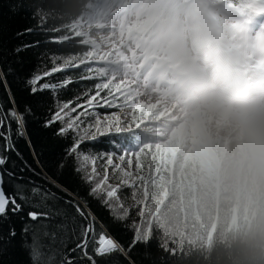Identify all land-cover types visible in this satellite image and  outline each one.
Returning a JSON list of instances; mask_svg holds the SVG:
<instances>
[{
    "label": "trees",
    "instance_id": "1",
    "mask_svg": "<svg viewBox=\"0 0 264 264\" xmlns=\"http://www.w3.org/2000/svg\"><path fill=\"white\" fill-rule=\"evenodd\" d=\"M107 1L0 0V111L6 113L15 107L24 113L26 106L31 109L30 114L25 113L24 137L16 138V124L11 122L13 142L23 159L15 151L3 153L4 141L0 137V154L9 156L8 163L0 169L2 172L3 168L16 171V175L24 179L15 182L28 188L32 186L28 182L34 181L51 189L61 198L55 207L67 209L76 214L80 223L86 224L88 221L76 213L75 205H78L84 216L93 221L97 238L101 233L112 238L118 245L117 250L105 256L96 255L93 249L98 244L90 242L88 251L96 264H233L231 249L222 242V237L235 226L233 213L217 204L209 207V213L204 216L201 213L204 207L190 199L189 188H186L189 194L183 199L177 195L178 190L172 189L165 201L158 203L160 193L153 190L156 185L150 180L151 149L149 146L140 147L144 137L118 129L104 130L110 124L99 117L113 116L124 104L116 97V91L105 75L107 64L86 59L96 45L78 32L77 24L83 17L103 10ZM213 1L218 6L243 14L252 4L251 0ZM18 48L21 51L18 52ZM35 76L42 77L35 85L37 89L45 83L56 85V88L38 90L33 94V85L28 81ZM90 101L94 107L88 105ZM64 104L69 105L63 109L64 120L45 127ZM80 113L85 114L81 116ZM77 116L75 128L61 135L60 129ZM96 119L101 122L105 134L95 132ZM9 122H5L0 132H7ZM77 142L79 147L69 155L68 149ZM121 150L145 152L141 155L144 180L119 187L106 182L101 191L93 194L92 189L100 184L93 162H107L106 155H116ZM78 154L89 157L80 172L76 171ZM174 158L171 157L175 162ZM25 161L30 168L25 166ZM61 162H64L62 169L58 168ZM20 168L24 169L23 172L19 171ZM100 176L103 182L104 177ZM45 177L55 180L67 191L57 188ZM3 179L6 195H12L15 191L13 184L4 173ZM109 190H116V196L108 198L106 193ZM65 201L71 203L65 204ZM17 202L20 203L19 199ZM29 210L41 211L36 208L25 211ZM62 220L63 217H56L45 223L51 225ZM10 221L17 235L7 248L0 245V264H33L30 249L24 246L25 243L32 244V233L30 230L28 234H22V229L25 222L35 226L39 221H30L26 215L23 220L19 215H12ZM8 230V223L0 225L3 234ZM136 233L141 241H135ZM78 242L69 232L66 246L61 251L73 260V264H92L86 257L79 259L81 249L72 251ZM40 244L44 245V253L53 247L51 239L42 234ZM60 259L57 256V264Z\"/></svg>",
    "mask_w": 264,
    "mask_h": 264
},
{
    "label": "clouds",
    "instance_id": "2",
    "mask_svg": "<svg viewBox=\"0 0 264 264\" xmlns=\"http://www.w3.org/2000/svg\"><path fill=\"white\" fill-rule=\"evenodd\" d=\"M145 8L174 101L195 131L181 164L190 199L233 213L222 237L233 264H264V71L232 48L205 0H147Z\"/></svg>",
    "mask_w": 264,
    "mask_h": 264
},
{
    "label": "rangeland",
    "instance_id": "3",
    "mask_svg": "<svg viewBox=\"0 0 264 264\" xmlns=\"http://www.w3.org/2000/svg\"><path fill=\"white\" fill-rule=\"evenodd\" d=\"M252 1L245 15L218 6L212 0L205 3L211 19L232 48L254 69L264 71V0ZM127 2L108 0L103 10L77 24L78 32L96 45L86 59L107 64L105 75L124 104L113 116L99 119L110 124L104 130L118 129L144 137L140 147L151 149L150 180L156 185L153 190L160 193L158 203L164 202L172 189L178 190L177 195L183 199L189 194L186 189L189 187L181 164L189 155V144L195 142V131L182 118L173 98L170 69L156 52L157 36L145 8L147 0ZM143 154L121 150L119 154L106 155L107 162L99 160L92 165L97 169L100 183L102 175L109 184L124 186L144 180ZM108 160L112 161L111 165ZM142 188L145 194V187ZM208 208L202 209L204 216L209 213Z\"/></svg>",
    "mask_w": 264,
    "mask_h": 264
},
{
    "label": "snow or ice",
    "instance_id": "4",
    "mask_svg": "<svg viewBox=\"0 0 264 264\" xmlns=\"http://www.w3.org/2000/svg\"><path fill=\"white\" fill-rule=\"evenodd\" d=\"M17 51L19 52L21 51V49L18 48ZM41 79V76H35L28 81L30 85H33V87L31 88V92L33 94H35L38 90L43 91L45 89L56 88V85H49L45 83L40 86V89H37L35 85ZM88 105L90 107H94V104L91 101L88 103ZM68 107V104H64L61 110L57 111V113L52 116L51 120L47 121L44 126L48 127L55 121L64 120L66 114L63 112V109ZM80 107H83V105H81ZM72 111H75V109H72ZM25 113H31L30 107L26 106L24 113L18 112L15 107L10 108L6 113L0 111V128H4L5 122L10 121L8 123L7 132H0V137H3L4 141L3 153H10L15 151L16 155L20 157V159H23V157L18 151H16L15 144L13 142L11 122H15L16 124V138L19 139L20 137H24ZM84 114L85 113H80L81 116ZM78 119L79 116L72 119L66 127H62L60 129V134L63 135L66 131L74 129L76 120ZM95 132L99 134H105V132L101 128V122L98 119H96L95 122ZM93 138H95L94 135ZM28 143L29 145H31V141H28ZM77 147H79V142H77V144H75L72 148L68 149V154L71 155L72 153H74ZM33 154L35 155V153ZM76 159L79 165L76 168V171L80 172L83 170V167L89 160V157L78 154L76 156ZM8 161V155L0 154V167L6 165ZM24 163L25 166L30 168V166L27 165L26 161ZM111 163L112 161L108 160V164L111 165ZM63 166L64 162H61L58 165V168L62 169ZM15 168L16 165L13 163V169ZM23 170V168L19 169L20 172H23ZM92 171L94 173L95 168H93ZM3 173L9 177L10 183L13 184L15 190L12 195L6 196L3 188L0 187V225H2L3 223H8L9 225L7 234H3V232L0 231V245H2L4 248L10 246L17 235L15 228L11 226L10 217L12 215H19L23 220L24 215H26L30 221H39V223L35 226L29 224L28 222H25L22 229V234L26 235L30 230L32 233V244L28 245L27 243H25L24 246L30 249V256L33 264H57V256L61 257L58 264H73V260L68 259L67 255H65L64 252L61 251V249L66 246V239L69 236V232L71 233L73 239L79 241L76 244V248H73L72 251L75 252L77 249H81L82 256L79 257V259L81 260L86 257L88 260L92 261V264H96L95 260H93L92 255H90L88 251L90 242L98 244V247H94L93 249L98 256H105L106 254L113 253L117 250L118 245L114 243L112 239L106 238L103 233H101L97 238L93 221L88 220V217L84 216V213L80 210L78 205H75L76 213L80 217L88 221L86 224L80 223L76 218V214L69 213L67 209L62 207H55L56 201L60 200L61 198L53 193L51 189L36 184L34 181L28 182L32 185L30 188H28L25 184L15 182L24 179L22 176H17L16 171H10L7 168H3ZM45 178L48 179L49 182L54 184L57 188H61L62 191H67V189H63L61 185L57 184L56 181L52 180L50 177ZM88 179L91 180V177H88ZM106 182L107 177L104 178V181L102 183L98 184L95 188L92 189V193L94 194L101 191L103 189L104 183ZM2 184L3 174H0V185ZM116 194V190H109L106 193L108 198H113L116 196ZM69 195L71 194L69 193ZM18 199L20 203L17 202ZM50 201L52 202L51 204L49 203ZM69 203H71V201H65V204ZM31 208L41 209V211H25L26 209ZM56 217H63L62 222L53 223L51 225L45 223V221H54ZM118 218L122 217L118 216ZM40 230H42V232ZM41 234L44 237H49L53 243V247L49 248L48 253H44L42 251L44 245L40 244ZM135 241H141L138 233L135 234ZM56 245H59V247H55ZM120 251L121 253H123L124 249L121 248Z\"/></svg>",
    "mask_w": 264,
    "mask_h": 264
},
{
    "label": "water",
    "instance_id": "5",
    "mask_svg": "<svg viewBox=\"0 0 264 264\" xmlns=\"http://www.w3.org/2000/svg\"><path fill=\"white\" fill-rule=\"evenodd\" d=\"M0 174H3V172L0 170ZM0 187H4V179H3V184L2 185H0ZM3 190H4V188H3ZM4 192H5V190H4ZM5 195H6V193H5ZM7 196V195H6Z\"/></svg>",
    "mask_w": 264,
    "mask_h": 264
},
{
    "label": "bare ground",
    "instance_id": "6",
    "mask_svg": "<svg viewBox=\"0 0 264 264\" xmlns=\"http://www.w3.org/2000/svg\"><path fill=\"white\" fill-rule=\"evenodd\" d=\"M1 170V169H0Z\"/></svg>",
    "mask_w": 264,
    "mask_h": 264
}]
</instances>
